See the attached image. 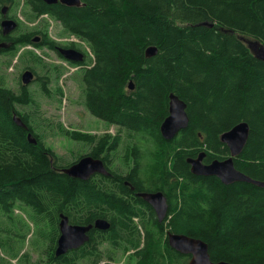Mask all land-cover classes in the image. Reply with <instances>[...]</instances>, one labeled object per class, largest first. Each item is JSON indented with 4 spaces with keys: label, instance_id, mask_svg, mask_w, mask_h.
I'll return each mask as SVG.
<instances>
[{
    "label": "trees",
    "instance_id": "trees-1",
    "mask_svg": "<svg viewBox=\"0 0 264 264\" xmlns=\"http://www.w3.org/2000/svg\"><path fill=\"white\" fill-rule=\"evenodd\" d=\"M4 2L12 4L11 16L16 18L12 12L20 2L0 0V6ZM80 2L66 6L24 0L27 22L48 14L63 32L85 44L89 62L79 76L83 105L92 116L117 127L114 139L109 132L64 134L91 146L88 154L93 157L111 151L115 175L129 167L128 156L117 162L122 150L140 148L137 168L145 185L134 189L148 191L149 174L152 192L161 191L167 198V213L159 222L144 200L133 197L131 177H123L128 186L120 197L115 192L118 177L111 179L110 187L101 175L90 180L63 173L69 161L46 145L31 120L33 111L25 110L36 108V99L19 80L16 89L9 86L0 69V214L9 222L15 221L17 209L26 214L29 233L46 245L54 239L48 230L57 233L58 213L73 224L108 222V229L91 232L80 248L45 264H111L118 252L128 251L133 264H187L190 256L168 245V232L201 239L212 261L264 264V188L246 182L225 185L215 176L194 175L186 162L201 152L203 162L228 157L220 136L245 121L249 135L233 158L234 167L264 182V60L243 41L251 38L264 46V0ZM21 23L15 31L21 34L11 37L17 47L10 61L19 47L33 44L36 33L47 31V21L25 30ZM149 46L157 50L152 57L146 56ZM26 56L41 62L32 51ZM171 93L186 104L189 121L167 140L159 128ZM16 116L27 130L14 122ZM145 137H152L151 146L143 145ZM142 151L152 155V164L141 163ZM14 234L0 240V248L16 258L10 242L24 234Z\"/></svg>",
    "mask_w": 264,
    "mask_h": 264
},
{
    "label": "rangeland",
    "instance_id": "rangeland-1",
    "mask_svg": "<svg viewBox=\"0 0 264 264\" xmlns=\"http://www.w3.org/2000/svg\"><path fill=\"white\" fill-rule=\"evenodd\" d=\"M13 10L14 12H12V14L14 13L21 21H23L21 23L22 30L33 28L40 22H43L44 24L46 22V20L41 19L37 23L38 18L30 22H24L26 21L23 14L24 5H22L21 2L19 5L15 6ZM48 25L50 24L48 23ZM52 32L55 33V30ZM243 41L249 45L253 53L256 52L255 46L252 45V43H257L255 40L251 38H243ZM26 50H32L39 54L43 59L44 66L34 65L30 60L25 59L27 57L26 54L23 56L21 54L25 53ZM8 63L10 66H2L3 64ZM24 65H33L39 76L46 75L48 70L53 67L55 68V66H59V70L61 69L60 73L63 71V73L60 74V76L62 75L61 78L51 76V82L49 85H46L49 92L53 93L60 88L62 94L48 97L40 92L36 84H30L27 89L36 99L37 105L35 106L36 108L28 106L25 109L27 111H33L31 120L35 124L37 123V132L42 134L46 145L58 156L65 160L73 161L81 152L86 150L85 145L81 144L80 141L73 140L65 135V130L97 135L105 132H116L117 127L109 125L101 119L92 116L84 107L81 93V82L77 70H74L75 66H70V68L74 70H71V73L70 69L63 65V61L57 58L52 52H49L46 49L41 51L37 47L32 48L30 46L22 49L20 55L16 56L11 61L9 58L5 59L4 56H0V66H2L0 69L6 75L5 78L7 84L14 89L17 88V76ZM47 93L48 92H46V95ZM14 220V222H9L7 216L0 214V240H3L7 235H15L14 233L16 231L24 234L23 238L14 237L10 242L13 245L12 252L17 255L16 258H13V256L9 255L6 250L0 248V258H2L3 264H45L43 262V247H41L45 246V243L36 239V237L32 235V232L31 234L29 233L28 228L25 225V223L28 222L31 226L27 215L17 209L15 210ZM19 221L22 222V225L18 223ZM130 253L131 251L118 252L111 264H133V259L129 256ZM80 264L87 263L82 262Z\"/></svg>",
    "mask_w": 264,
    "mask_h": 264
},
{
    "label": "water",
    "instance_id": "water-1",
    "mask_svg": "<svg viewBox=\"0 0 264 264\" xmlns=\"http://www.w3.org/2000/svg\"><path fill=\"white\" fill-rule=\"evenodd\" d=\"M47 4L60 3L66 6H80V0H44ZM16 23L12 20H3L1 28L4 33L14 30ZM253 44L256 48L254 53L259 59L264 60V46L258 41ZM71 55L63 52L66 57L74 60L81 59V54L78 51H68ZM146 56L152 57L156 54L155 47H148L146 49ZM32 79V73L25 71L21 75L23 85H27ZM129 88L133 85L129 83ZM186 104L183 100L174 94L169 95L168 114L163 118L160 124V134L162 138L170 140L176 134L188 125V115L186 113ZM14 122L27 130L26 125L20 120L18 116L13 117ZM249 126L245 123L234 125L229 130L225 131L220 136V141L224 143L230 150V157L222 160H212L208 164H204L202 159L204 153H200L196 158L187 159L186 162L190 165V172L199 176H215L221 183L228 185L234 182H246L264 188V182L256 181L247 175L243 174L234 167L233 157L239 155L248 139ZM30 142L35 140L28 134ZM62 172L73 178L87 179L94 173L107 174L103 167L101 160L91 156L81 157L78 161L72 163L70 166L63 168ZM144 201L151 204L154 209L158 221H162L167 213L168 205L166 198L161 192L140 193ZM60 236L57 240L56 254H62L70 248H76L87 240L86 232L94 226L97 229L105 230L109 228V224L104 219L95 220L93 225H70L67 222V217L62 216L60 220ZM167 242L169 246L175 251L190 256L187 264H234L227 261H212L208 254V246L201 239L188 236L181 233H167Z\"/></svg>",
    "mask_w": 264,
    "mask_h": 264
},
{
    "label": "flooded vegetation",
    "instance_id": "flooded-vegetation-1",
    "mask_svg": "<svg viewBox=\"0 0 264 264\" xmlns=\"http://www.w3.org/2000/svg\"><path fill=\"white\" fill-rule=\"evenodd\" d=\"M11 3H3V5L0 7V56H4L5 57V59L6 58H9L10 56H11V54H12V52L16 49V47H17V45H13V42L11 41V37H12V35H20L21 33H16L15 34V31L13 30V31H10V32H8V33H4L3 32V30H2V28H1V23H2V21L4 20V19H6V18H12L13 19V17L10 15V14H7V13H10V11L8 10V9H10L11 8ZM3 6L4 7H7V12H6V15H3L2 13H1V10H2V8H3ZM9 11V12H8ZM42 18H46V17H48V14H41L40 15ZM15 19V18H14ZM16 20V22H18L19 20L18 19H15ZM60 26V25H59ZM53 34V35H52ZM62 35V36H60V37H56V35ZM32 42H33V44H30V45H23V46H21V47H19V49H18V51H17V53H16V55L14 56V58L16 57V56H19L20 55V51L22 50V49H25L26 47H32V48H34V47H37V48H39L41 51L43 50V49H46V50H48L49 52H52L57 58H59V59H61L62 61H63V65L66 67V68H68V69H70V71L71 70H73V69H71L70 68V66L72 65V66H74L75 65V69L77 70V73L79 74V76H80V72L79 71H83L84 70V64L85 63H88L89 62V54H88V52L86 51V50H83L82 49V46L79 44V43H77V42H75L72 38H71V35L70 34H67V33H65V32H63V29H62V27L60 26V29H57L56 31H55V33H53V32H51L50 30H47V31H45V30H41V31H39L38 33H36L35 34V36L33 37V39H32ZM34 44H36V45H34ZM39 45H40V47H39ZM70 50H75V51H78L80 54H81V59H79V60H74V59H71V58H69V57H66L64 54H63V52L64 53H66V54H68V55H71L68 51H70ZM32 50H26V52L25 53H22L21 55L23 56V55H29V52H31ZM33 52V51H32ZM34 54H36L40 59H41V62H39V63H35V62H33V60H32V58L31 57H26L25 59H27V60H30V62L31 63H33L34 65H41V66H44V62H43V59H42V57L39 55V54H37V53H35V52H33ZM12 60V59H11ZM80 62H81V64H80ZM85 62V63H84ZM83 64V65H82ZM6 64H3L2 66H5ZM76 66H77V68H76ZM81 67H82V69H81ZM31 68V69H30ZM54 68V67H53ZM53 68H51V69H49L48 70V73L46 74V75H43V76H39V75H37V73H36V71H35V69H34V67H33V65H24L23 66V68H22V71H20V73H19V79H18V76H17V80H21V75H22V73H24L25 71H30L31 73H32V79H31V81L29 82V84L31 83V84H36V86H37V88L38 89H40L39 88V86L41 85L42 86V84H43V82L45 83V82H47V85L51 82V76H58V74H60V72H59V68H57V66H55V69H53ZM24 69V70H23ZM28 69H30V70H28ZM74 69V70H75ZM32 70V71H31ZM54 70H56V71H54ZM62 76V75H61ZM61 76H60V78H61ZM65 76V75H64ZM58 78V77H57ZM21 83V82H20ZM42 83V84H41ZM21 85H23L22 83H21ZM39 85V86H38ZM23 86H26V85H23ZM28 86V85H27ZM27 86H26V88H27ZM47 87V86H46ZM46 89V90H45ZM40 91L42 92H48L47 94H49V95H46V93H45V95L46 96H50V97H52V96H54V95H57V94H62V91H61V89L60 88H58L57 90H55L53 93H51V92H49V91H47V88H44V90L43 89H40ZM42 92V93H43ZM52 94V95H51ZM89 134V133H88ZM113 137H111V139H114L115 137H116V135H117V132H114V133H112L111 134ZM142 139V142H143V145L144 146H146L147 144L149 145V146H151L152 145V137H150V138H141ZM81 144H83V145H85V151H83V152H81L78 156H77V158L75 159V160H78V159H80V157L81 156H87V155H89V156H91V157H93L92 155H90V154H88L89 152H90V149H91V146H89V145H87L86 143H81ZM118 147H122V144H121V142L118 144ZM129 146H127L126 148H124L123 150H122V153L118 156V158H117V162H123L124 160H126V156H128L129 157V159H130V162H129V167H127V168H125V169H120V171L121 172H119V174H114V172H113V169H112V167L113 166H115V164H116V162L115 161H112L111 160V157H110V155L112 154L111 153V151H108L107 149L104 151H102V153L101 154H99V156L98 157H94V158H98V159H101L102 160V163H103V165L106 167V169H107V171L109 172L108 174H106V175H102V174H100V173H94V174H92L90 177H88V179L90 178V180H95V179H97V178H101V176H104L105 177V182L108 184V185H110V187L112 186V181H111V179L113 178V177H118L119 179H120V183H117L116 184V187H117V190H115V192H117V193H119V196L120 197H123L122 195L124 194V191H123V187L124 186H128L127 184L128 183H126L127 182V180H125L123 177H128V178H130L131 177V180L133 181V182H131L130 181V183H129V186L128 187H130V189L132 190V195H133V197H137V198H140V199H142V200H144L143 199V197L141 196V195H139L140 193H152V181H150L149 180V174H147V179H148V181H149V183H150V188H149V190L148 191H146V192H141V191H139V189H138V191H137V188H135L134 189V187H136V186H138L140 183L142 184V186H144L145 184L144 183H142V180H143V178H142V176L140 175V171H141V169H138L137 168V166H138V163H139V159H137L138 158V156H139V154L138 153H136V151H138V150H140V148H133V147H130L129 148V150H128V153H126V150H127V148H128ZM107 148V147H106ZM143 152V151H142ZM83 156V157H84ZM205 156V155H204ZM108 161H109V163H108ZM141 163H150V164H152V155L151 154H146V153H142V159H141ZM204 163H209V162H205L204 161ZM136 168V169H135ZM146 173H148L146 170H144ZM101 175V176H100ZM136 185V186H135ZM146 202V201H145ZM138 204H139V206L141 205L140 204V202H137ZM146 205L150 208V210H152V206H151V204H149L148 202H146ZM144 209H145V206H144ZM154 210V209H153ZM62 215L63 216H66V217H68L66 214H62V213H58V220H57V224H56V229H57V233H53V232H51L50 230H48L49 231V237L51 238H54L53 239V242H48V244L46 245L45 244V246H41V247H43V258H44V260H43V262L45 263L47 260H50V259H55V260H61V256L62 255H65V254H67V253H69V252H71V251H73V250H76V249H78V248H80L85 242H87L88 241V239H89V234L91 233V232H100V231H104V230H101V229H97V228H95L94 226H92L87 232H86V235H87V240H85L82 244H80L78 247H76V248H70V249H68L66 252H64V253H62V254H59V255H57L56 254V246H57V240H58V237L60 236V220H61V217H62ZM134 221L135 222H138V218L137 217H134ZM67 222H68V224H70V225H81V224H73V223H71V222H69V219L67 218ZM160 222V221H159ZM94 224V223H93ZM92 224V225H93ZM86 225H88V224H86ZM86 225H81V226H86ZM47 228H49V226H46ZM52 234H54V237L52 236Z\"/></svg>",
    "mask_w": 264,
    "mask_h": 264
},
{
    "label": "bare ground",
    "instance_id": "bare-ground-1",
    "mask_svg": "<svg viewBox=\"0 0 264 264\" xmlns=\"http://www.w3.org/2000/svg\"><path fill=\"white\" fill-rule=\"evenodd\" d=\"M13 2H15V0H12ZM19 2H21V4L22 5H24V0H18ZM82 4H84V3H82ZM3 5V4H2ZM1 5V6H2ZM0 6V7H1ZM9 11H10V9H8ZM8 11V12H9ZM6 12H7V7H4L3 6V8H2V10H1V13L3 14V15H6ZM8 14H10L11 15V11H10V13H8ZM41 16H39L38 17V19L40 18ZM7 20H12V21H14L15 23H17V25H16V27H15V29H14V31H16L17 30V28H18V22H16V20L15 19H18V20H20L17 16H16V18L14 19H12V18H6ZM5 20V19H4ZM212 23V22H211ZM213 24V23H212ZM210 26V25H209ZM39 47H40V45H39ZM150 47V46H149ZM157 51V50H156ZM92 56V55H91ZM85 63V62H84ZM80 64H81V62H80ZM83 65V64H82ZM85 65V64H84ZM87 65V64H86ZM66 66V65H65ZM72 66V65H71ZM75 66V65H74ZM61 67V66H60ZM57 68H59V66H57ZM63 68V67H62ZM76 68H77V66H76ZM31 69V68H30ZM30 69H28V70H30ZM53 69H55V68H53ZM74 69H75V67H74ZM81 69H82V67H81ZM24 70V69H23ZM61 70V69H60ZM60 70H59V72H60ZM64 70H67V69H64ZM76 70V69H75ZM22 71V70H21ZM32 71V70H31ZM54 71H56V70H54ZM74 71V70H73ZM69 72V71H68ZM79 72H81V71H79ZM33 73V72H32ZM62 73H63V71H62ZM62 73H60V74H62ZM71 73H72V71H71ZM75 73H76V71H75ZM66 75V74H65ZM18 79H19V76H18ZM33 80V79H32ZM17 81V80H16ZM132 81V80H131ZM19 82V81H18ZM132 83V82H131ZM18 84V83H17ZM31 84V83H30ZM30 84H28V85H30ZM42 84V83H41ZM49 85V84H48ZM27 86V85H26ZM18 87H19V85H18ZM39 88L40 89H43L44 88V85L42 84V86L40 85L39 86ZM19 89V88H18ZM21 89V88H20ZM27 89V88H26ZM39 89V90H40ZM52 89V88H51ZM46 90V89H45ZM47 91H49V90H47ZM52 91H54V90H52ZM41 92V91H40ZM43 92V91H42ZM41 92V93H42ZM44 93V92H43ZM46 93V92H45ZM44 93V94H45ZM52 93V92H51ZM48 95V94H47ZM52 95V94H51ZM57 95H60V94H57ZM46 96V95H45ZM50 97V96H49ZM26 98V97H25ZM25 98H24V100H25ZM29 100V99H28ZM23 101V100H22ZM27 101V100H26ZM26 101H25V104H26ZM24 102V101H23ZM31 102V101H30ZM15 103H17V102H15ZM18 103H20V102H18ZM22 103V102H21ZM22 104H24V103H22ZM18 106V105H17ZM21 108V107H20ZM23 111V110H22ZM20 118V117H19ZM29 118V117H28ZM21 120V119H20ZM30 121V120H29ZM25 123V122H24ZM240 123H245V124H247V126H248V123L247 122H245V121H241V122H239V123H237V124H240ZM27 125V124H26ZM160 130V129H159ZM30 131V130H29ZM227 131V130H226ZM32 134V133H31ZM34 140H37L36 138L34 139ZM36 143V142H35ZM228 148V147H227ZM228 150H229V148H228ZM230 150H229V156L228 157H230ZM228 157H226V158H228ZM234 158V157H233ZM101 160V159H100ZM102 161V160H101ZM103 167H104V169L106 170V172H107V174L109 173L108 171H107V169L105 168V166L103 165ZM100 174H102V173H100ZM102 175H106V174H102ZM155 192H161V191H155ZM162 193V192H161ZM163 194V193H162ZM164 195V194H163ZM164 197L166 198V196L164 195ZM166 203H167V198H166ZM167 205H168V203H167ZM16 209V208H15ZM14 209V210H15Z\"/></svg>",
    "mask_w": 264,
    "mask_h": 264
},
{
    "label": "crops",
    "instance_id": "crops-1",
    "mask_svg": "<svg viewBox=\"0 0 264 264\" xmlns=\"http://www.w3.org/2000/svg\"><path fill=\"white\" fill-rule=\"evenodd\" d=\"M239 123V122H238Z\"/></svg>",
    "mask_w": 264,
    "mask_h": 264
}]
</instances>
